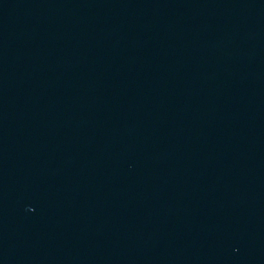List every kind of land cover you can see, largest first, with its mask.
<instances>
[{"label":"water","instance_id":"1","mask_svg":"<svg viewBox=\"0 0 264 264\" xmlns=\"http://www.w3.org/2000/svg\"><path fill=\"white\" fill-rule=\"evenodd\" d=\"M0 264H264V0H0Z\"/></svg>","mask_w":264,"mask_h":264}]
</instances>
